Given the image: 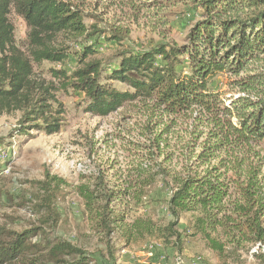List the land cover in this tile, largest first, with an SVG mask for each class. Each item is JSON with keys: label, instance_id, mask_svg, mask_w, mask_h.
<instances>
[{"label": "trees", "instance_id": "obj_1", "mask_svg": "<svg viewBox=\"0 0 264 264\" xmlns=\"http://www.w3.org/2000/svg\"><path fill=\"white\" fill-rule=\"evenodd\" d=\"M145 3L158 9L184 4L194 13L183 44L123 50L106 66L93 59L104 39L120 44L124 38L114 31L107 34L98 25L88 26L86 18L99 21L95 13L61 0H0V115L21 112L17 130L21 136L30 135L28 131L59 133L61 119L54 116L63 114V106L52 86L34 78V64L72 59L78 66L70 80L85 96V112L93 117H108L131 104H141L144 113L155 118L191 113L195 125L207 131L196 133L197 139L204 138L199 152L180 171L154 159L121 174L117 189L103 175L94 184L76 188L87 219L107 240L112 262L104 263L115 262L110 239L119 231L127 246L161 238L174 253H183L189 239H200L223 261L256 248L253 256L264 264V0ZM13 12L29 29L27 51L17 45ZM62 35L81 41L79 50L53 46L54 38ZM67 73L52 71L62 87L69 81ZM224 76L236 94L218 88L216 80ZM64 182L49 173L40 182L47 214L43 224L53 228L61 218L54 197ZM154 187L155 196L149 193ZM146 196L149 203L165 206L170 216L165 226L151 215L127 222L124 214L138 212ZM114 201L121 202L125 212L117 211ZM183 216H190L191 222L181 227ZM41 231L47 233L40 227L16 233L0 226V264L94 262L62 238H48L44 247L33 244L32 236Z\"/></svg>", "mask_w": 264, "mask_h": 264}, {"label": "rangeland", "instance_id": "obj_2", "mask_svg": "<svg viewBox=\"0 0 264 264\" xmlns=\"http://www.w3.org/2000/svg\"><path fill=\"white\" fill-rule=\"evenodd\" d=\"M61 1L78 6L85 13L98 15L99 21L85 19L88 26L98 25L107 34L114 31L124 38L120 43L122 45L104 39L102 48L93 59L106 66L116 62L115 58L123 50L137 52L157 44L182 45L190 27L188 22L195 17L184 4L158 9L145 5L146 0ZM11 20L16 27L17 45L27 51L29 29L25 21L16 12L12 13ZM52 43L55 47L68 46L74 50H79L82 45L81 41L71 40L67 35L55 37ZM86 44L90 45L91 41ZM77 66L73 59L64 63L44 61L34 64V78L52 86L57 101L63 106V114L54 116L61 119L59 133L49 136L28 131L30 135L21 136L17 130L22 113L17 111L0 115V226L8 232L16 233L43 228L47 233L41 231L32 236L33 244L44 247L48 238H62L87 252L94 260L92 264H105V260L112 262L107 240L87 219L85 205L78 197L76 188L85 182L94 184L95 179L101 175L113 188L121 182L118 179L121 174L126 175L127 170L140 164L149 165V161L154 159L180 171L199 152V145L204 138L197 139L196 133L200 134L207 129L195 125L191 113L179 117L155 118L146 115L141 104L128 105L108 117H93L85 112V96L77 92L73 87L74 81L70 80ZM53 70L68 72L66 87H62L52 75ZM113 84L118 89H126L117 82ZM216 84L224 94L238 92L228 86L227 76L219 77ZM261 150L264 158V141ZM48 173L66 182L54 197L56 211L61 214L55 228L43 224L47 221V214L43 209L40 182L46 179ZM161 186L158 183L156 187ZM156 187L150 189L149 193L155 196ZM113 205L117 211L125 212L121 202L114 201ZM124 215L127 222L142 215H151L160 226H165L170 219L165 206L149 203L148 196L144 197L138 212H126ZM190 222V216H183L180 226L184 227ZM153 239L127 246L117 231L110 239L114 264H162V255L167 257V264H193V258L197 256L202 258V264H261L253 256L258 251L256 248L223 261L200 239H189L183 253H174L166 247L164 241L161 252H141V247ZM125 250L138 255L131 259L123 253Z\"/></svg>", "mask_w": 264, "mask_h": 264}, {"label": "built area", "instance_id": "obj_3", "mask_svg": "<svg viewBox=\"0 0 264 264\" xmlns=\"http://www.w3.org/2000/svg\"><path fill=\"white\" fill-rule=\"evenodd\" d=\"M163 239L161 238H154L153 240H149L148 242H146L141 248V252L142 251H145V253H150V254H153L155 253L156 251H159L161 252V248L163 246ZM123 253H126L129 255V257L131 259H135L137 257V253H134V252H131V251H128L126 252L123 251ZM144 253V252H143ZM162 264H167V257L165 255H162L161 258H160ZM193 264H202V258L200 256H197L195 258H193Z\"/></svg>", "mask_w": 264, "mask_h": 264}]
</instances>
